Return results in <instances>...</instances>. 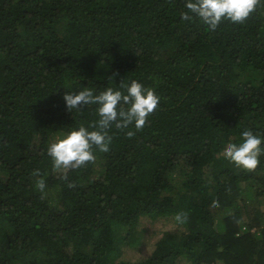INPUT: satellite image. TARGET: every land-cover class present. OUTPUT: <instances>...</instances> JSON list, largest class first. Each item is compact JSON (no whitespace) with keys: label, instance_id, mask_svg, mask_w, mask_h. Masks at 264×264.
<instances>
[{"label":"trees","instance_id":"1","mask_svg":"<svg viewBox=\"0 0 264 264\" xmlns=\"http://www.w3.org/2000/svg\"><path fill=\"white\" fill-rule=\"evenodd\" d=\"M185 11V0H0V264H264V155L255 170L222 155L245 130L264 140V0L215 31ZM132 80L160 97L145 127L113 124L109 151L61 179L50 144L100 119L64 95L126 94ZM142 218L181 228L130 262Z\"/></svg>","mask_w":264,"mask_h":264},{"label":"clouds","instance_id":"2","mask_svg":"<svg viewBox=\"0 0 264 264\" xmlns=\"http://www.w3.org/2000/svg\"><path fill=\"white\" fill-rule=\"evenodd\" d=\"M260 4L261 0H185L187 11L181 13V18L191 20L193 16L189 13L194 14L210 31H215L224 20L233 24H244ZM114 76L109 79H114ZM119 88L125 89L126 94L107 87L98 95H94L93 90L86 87L78 93L64 95L63 100L70 112L73 109L79 111L86 105H97L100 119L89 125L98 130L89 131L81 124L78 130H72L50 144L48 155L52 158L54 170L62 174L61 179L67 178L69 170L94 163L96 160L94 148L104 153L109 151L112 137L108 135V130L113 124L121 130L134 124L136 131H141L149 115L160 103V97L154 89L145 88L136 80H132L130 86L122 82ZM126 135L131 138L134 132L128 131ZM242 139L243 142L239 145L228 143L222 155L239 168L255 170L260 163L259 157L264 155V148H261L264 140L250 130L242 133ZM32 175L39 177V170H35ZM35 187L43 192L46 187L45 180L37 179ZM212 207H219L218 201H214ZM175 219L183 223L187 219V214L178 213Z\"/></svg>","mask_w":264,"mask_h":264},{"label":"rangeland","instance_id":"3","mask_svg":"<svg viewBox=\"0 0 264 264\" xmlns=\"http://www.w3.org/2000/svg\"><path fill=\"white\" fill-rule=\"evenodd\" d=\"M181 228L172 218H159L152 220L142 218L138 228L137 241L135 245L125 252V260L137 262L150 256L162 236L172 230Z\"/></svg>","mask_w":264,"mask_h":264}]
</instances>
